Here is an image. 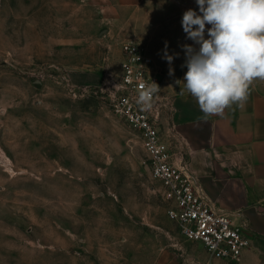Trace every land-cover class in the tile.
I'll list each match as a JSON object with an SVG mask.
<instances>
[{
  "label": "rangeland",
  "instance_id": "obj_1",
  "mask_svg": "<svg viewBox=\"0 0 264 264\" xmlns=\"http://www.w3.org/2000/svg\"><path fill=\"white\" fill-rule=\"evenodd\" d=\"M181 3L0 0V264H208L109 100L125 41L165 73ZM169 113L162 136L180 159Z\"/></svg>",
  "mask_w": 264,
  "mask_h": 264
},
{
  "label": "crops",
  "instance_id": "obj_2",
  "mask_svg": "<svg viewBox=\"0 0 264 264\" xmlns=\"http://www.w3.org/2000/svg\"><path fill=\"white\" fill-rule=\"evenodd\" d=\"M185 1L182 0V7L176 11L181 19L175 27L183 35L172 64L165 69L163 84L169 99L168 117L177 155L186 161L215 211L227 214L236 223L246 221V236L251 244L240 263L261 264L260 257L264 256V81L253 82L251 94L242 105H234L207 121L200 119L203 114L196 101L186 91L181 94L183 83L176 82L182 81L187 72L182 66L185 62L182 45L193 44L181 24L183 13L189 9ZM191 9L199 13L198 6ZM153 10L148 14L161 15L167 11V3L161 2L159 11ZM169 67L174 69V75L168 74Z\"/></svg>",
  "mask_w": 264,
  "mask_h": 264
},
{
  "label": "built area",
  "instance_id": "obj_3",
  "mask_svg": "<svg viewBox=\"0 0 264 264\" xmlns=\"http://www.w3.org/2000/svg\"><path fill=\"white\" fill-rule=\"evenodd\" d=\"M164 81L165 73L154 66L146 45L136 40L123 42L120 73L109 98L112 110L140 137L151 177L170 203L167 217L181 238L199 244L208 264H238L251 244L246 236L247 223H236L227 214L215 211L188 164L175 157L165 144L161 120L169 102L164 96ZM154 83L159 90L151 92Z\"/></svg>",
  "mask_w": 264,
  "mask_h": 264
},
{
  "label": "clouds",
  "instance_id": "obj_4",
  "mask_svg": "<svg viewBox=\"0 0 264 264\" xmlns=\"http://www.w3.org/2000/svg\"><path fill=\"white\" fill-rule=\"evenodd\" d=\"M196 4L199 13L189 8L182 16L183 31L193 44L182 45L187 72L176 82L183 83L181 94L186 91L194 98L203 114L200 119L207 121L245 103L253 82L264 81V0H196ZM162 58L169 65L174 59L167 42ZM168 74L174 75L172 67ZM154 85L151 92L159 90Z\"/></svg>",
  "mask_w": 264,
  "mask_h": 264
}]
</instances>
